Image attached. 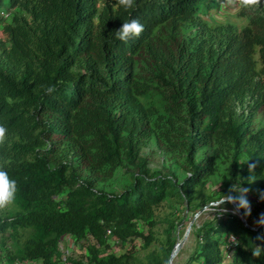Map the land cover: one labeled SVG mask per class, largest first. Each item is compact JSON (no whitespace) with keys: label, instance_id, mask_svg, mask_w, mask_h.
<instances>
[{"label":"trees","instance_id":"trees-1","mask_svg":"<svg viewBox=\"0 0 264 264\" xmlns=\"http://www.w3.org/2000/svg\"><path fill=\"white\" fill-rule=\"evenodd\" d=\"M224 2L136 0L125 12L115 0H0V124L7 128L0 167L18 187L14 210L0 216V234L29 229L1 262L127 264L133 251L154 240V207L167 196L188 201L193 187L213 173L212 146L218 142L231 148L230 181L244 186L264 176V137L255 151L246 150L239 167L253 135L231 111L236 100L252 92L257 94L255 109L264 105V0L239 31H226L206 53L207 25L201 17ZM20 7L28 18L11 13ZM132 19L143 25L140 37L126 43L115 39L114 30ZM164 26L174 31L175 54L152 74L154 93L168 115L166 125L155 124V132L159 142L184 153L189 175L178 183L170 174L150 173L138 155L154 128L136 116L144 111L137 95L151 86L135 82V59L143 51L156 56L153 48ZM76 64L81 71L73 70ZM48 86L55 88L52 94L46 93ZM61 144L73 152L74 161L57 155ZM201 149L203 156L194 161ZM121 165L130 166L123 190L93 188ZM79 172L85 177L80 179ZM173 227L170 223L165 229L160 255L150 253L141 264H166L175 243ZM261 233L264 227L248 228L235 214L215 217L199 227L183 264H264V254H252L262 244L257 240ZM64 235L77 245L65 258L58 248ZM108 240L120 250H111Z\"/></svg>","mask_w":264,"mask_h":264},{"label":"rangeland","instance_id":"rangeland-1","mask_svg":"<svg viewBox=\"0 0 264 264\" xmlns=\"http://www.w3.org/2000/svg\"><path fill=\"white\" fill-rule=\"evenodd\" d=\"M260 4L263 3L261 2ZM256 6L241 7L239 3L229 4L228 0H225L224 4L218 10L210 11L208 14L202 15L201 18L207 25V29L203 34L205 39L204 51L208 53L217 47L222 35L226 31H239L246 24L248 17L255 11ZM11 13L21 18L29 17L26 10L22 7L13 9ZM178 31L185 32V34L188 33V29H178ZM173 34L174 31L171 26H164L158 31L157 36L160 38V42L153 48L156 56L149 54V52H140L135 59L133 78L140 87L142 85L151 86L149 89H146L148 91L145 95H137V100L141 103L144 111L139 114L137 113L136 116L147 122L149 128H154L145 141L139 145L138 155L145 158L150 173L154 175L170 174L174 178V181L178 183L189 175V170L185 168L184 153L181 150L173 148L171 145L162 144L157 140L155 132L157 127H155V124L158 122L162 126L166 125L168 115L163 108V103L154 93L153 89L155 86L157 87V84L154 82L152 76L154 73H160V61L168 55L175 54L173 43L170 42V37ZM254 58H257L256 54ZM256 67L259 68L258 62ZM73 70L75 72L81 71L80 65L76 64ZM256 99L257 94L255 92L248 93L241 100H236L231 106L233 116L246 124L249 134L253 135L252 139L245 145V152L240 158L239 167L243 166L247 158L246 150L250 152L255 151L259 147V141L264 137V105L259 110H256L254 107ZM39 116L45 118L44 115L40 114ZM51 137V140L56 138L55 136ZM11 138H17V135H13ZM45 146L43 145L41 147L43 148ZM230 152V146L225 143L218 142L213 144L214 171L212 174L202 178L193 187L189 200L186 201L185 198L181 199L178 196H167L154 207L152 216L150 217L154 223L152 226L154 240L144 249L133 251L126 259L127 264L144 263L150 253L160 255L159 247L164 246L165 229L170 223L174 226L173 239L175 243L167 256L166 264H183L195 247L197 240L196 233L203 223H208L211 219L223 214L237 215V205L235 203L219 205L223 197L222 190L224 187L229 184L231 187L232 185H240L238 180L230 181L228 179L227 166L230 159ZM203 154L204 149L197 151L194 154L193 160H199ZM57 155L65 161L75 160L73 152L62 144L57 149ZM129 167L128 165L118 166L109 179L97 181L93 188L109 193L120 192L130 181L129 173L125 170ZM84 175L83 172H79L80 179L85 177ZM241 187L249 189L246 198L249 201L250 209H255L252 210L254 212L253 217L249 215H244L245 217L241 216L249 226H259L256 222L264 215V199H261V195L264 194V176ZM235 194L237 195V193ZM219 207L227 211L218 214ZM13 210L14 205L0 210V216L8 214ZM28 233L29 229H18L15 234L9 230L0 234V259H2L4 252L13 253ZM108 243L114 252L120 250L118 248L119 246L114 244L115 241L108 240ZM75 246L77 245L73 243L71 236H62L58 245L61 257L65 258L72 252ZM65 262L66 264H73L68 260Z\"/></svg>","mask_w":264,"mask_h":264},{"label":"clouds","instance_id":"clouds-1","mask_svg":"<svg viewBox=\"0 0 264 264\" xmlns=\"http://www.w3.org/2000/svg\"><path fill=\"white\" fill-rule=\"evenodd\" d=\"M116 7L118 9H123L125 12L133 9L135 7L136 0H115ZM229 4L239 3L241 7L255 6L261 3V0H228ZM143 32V25L136 19H132L127 22H123L121 27L117 30H114L115 39L128 42L130 39L139 38ZM47 94H52L55 91L53 86H48L45 89ZM7 128L0 124V145H3L6 140ZM256 167L255 163L248 165L250 171H253ZM249 191L247 188H242L240 185H232L228 193L223 194L219 205L224 203H235L237 204L238 209H244V215H250V204L246 198V194ZM18 192L17 182L14 179H11L8 175V172L0 167V210L7 209L9 206L13 205L16 200V195ZM237 193L233 196L231 193ZM261 199H264V194L261 195ZM227 211L224 208H218V214ZM259 226L264 227V215L256 222ZM257 240L262 242L261 245L255 247V250L252 251L253 256L259 258L264 254V233H261L257 236Z\"/></svg>","mask_w":264,"mask_h":264},{"label":"water","instance_id":"water-1","mask_svg":"<svg viewBox=\"0 0 264 264\" xmlns=\"http://www.w3.org/2000/svg\"><path fill=\"white\" fill-rule=\"evenodd\" d=\"M234 206H236L235 204H234ZM237 209V208H236ZM237 211V216L239 217V219H240V221L243 223V225L244 226H246V227H248V228H256V227H253V226H249L248 224H246L245 222H244V220H243V218H242V216H241V214H240V211H239V209L238 210H236Z\"/></svg>","mask_w":264,"mask_h":264},{"label":"built area","instance_id":"built-area-1","mask_svg":"<svg viewBox=\"0 0 264 264\" xmlns=\"http://www.w3.org/2000/svg\"><path fill=\"white\" fill-rule=\"evenodd\" d=\"M231 242V245H234L235 243L232 241V239L229 240ZM0 264H18V261H14L12 263H6V262H1L0 261ZM64 264H66V262H64Z\"/></svg>","mask_w":264,"mask_h":264}]
</instances>
